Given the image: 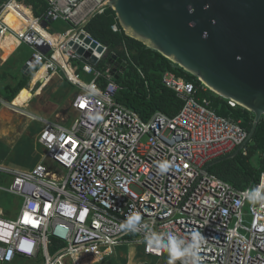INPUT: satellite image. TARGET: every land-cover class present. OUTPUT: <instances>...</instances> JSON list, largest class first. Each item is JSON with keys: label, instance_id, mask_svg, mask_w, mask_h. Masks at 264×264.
I'll use <instances>...</instances> for the list:
<instances>
[{"label": "built area", "instance_id": "built-area-1", "mask_svg": "<svg viewBox=\"0 0 264 264\" xmlns=\"http://www.w3.org/2000/svg\"><path fill=\"white\" fill-rule=\"evenodd\" d=\"M45 2L36 15L23 0H0V37L10 35L31 48L25 64L30 74L46 68L34 94L56 75L80 89L71 101L76 116L68 127L30 114L43 125L38 136L42 160L29 171L0 165L12 175L0 192L23 198L15 218L0 208V264L39 256L43 264H65L66 258L96 264L112 247L133 243L143 245L147 255L167 252L180 264H192L190 253L178 252L190 248L196 232L203 237L197 264H264V173L256 184L237 188L206 168L247 140L242 121L219 114L210 98L200 97L209 88L199 79L188 81L172 71L164 74L163 83L183 100L182 109L174 116L156 112L143 120L116 100L120 86L113 70L122 72L120 65L107 60L99 68L108 47L85 29L92 17L105 13L108 0ZM17 8L30 12L22 16ZM10 11L22 20L17 30L6 21ZM57 21L72 28L52 34ZM112 30H123L118 19ZM81 33L103 45V51L80 40ZM57 35L56 41L50 39ZM75 44L92 49L97 61L90 63ZM80 70L93 79L83 82ZM53 238L64 242L55 252L50 251Z\"/></svg>", "mask_w": 264, "mask_h": 264}, {"label": "water", "instance_id": "water-1", "mask_svg": "<svg viewBox=\"0 0 264 264\" xmlns=\"http://www.w3.org/2000/svg\"><path fill=\"white\" fill-rule=\"evenodd\" d=\"M126 35L158 51L197 77L217 95L237 102L254 113L247 140L235 152L217 162L235 157L252 140L264 116V0H108ZM103 51L84 33L79 36ZM73 44V42H70ZM74 49L94 64L92 49ZM109 63L116 79L128 63L112 54ZM26 66L22 72H25ZM118 71V73H116Z\"/></svg>", "mask_w": 264, "mask_h": 264}, {"label": "trees", "instance_id": "trees-1", "mask_svg": "<svg viewBox=\"0 0 264 264\" xmlns=\"http://www.w3.org/2000/svg\"><path fill=\"white\" fill-rule=\"evenodd\" d=\"M23 1L33 5L36 15H41L46 6L45 0ZM116 18L115 11L108 6L105 13L92 17L85 27L86 31L96 40L108 47V56L99 64V68H102L114 53L128 63L126 71L117 79L120 88L116 100L137 112L146 121L156 112H162L168 116L176 115L182 109L184 102L174 90L163 83L164 74L172 71L188 81L199 82L198 78L174 64L158 51L126 35L123 30L114 32L112 25L117 22ZM11 21V25L17 23L15 17H12ZM17 68L19 69V62L15 57H10L0 68V93L8 102H12L32 79V75L27 76L20 70L22 78L19 79ZM103 83L104 80H101L102 86ZM199 96L210 98L211 105L219 114L241 120L242 125L250 132L255 118L253 112L240 105L232 107L228 99L217 95L210 89L200 92ZM251 141L250 146H248L250 141L247 143L249 149L247 155L241 151L233 158L217 162L209 168V171L231 182L237 188H246L259 182L264 172V116L261 117ZM255 152L258 153L257 164H254L252 160ZM63 245L64 242L53 238L50 251L55 252Z\"/></svg>", "mask_w": 264, "mask_h": 264}, {"label": "rangeland", "instance_id": "rangeland-1", "mask_svg": "<svg viewBox=\"0 0 264 264\" xmlns=\"http://www.w3.org/2000/svg\"><path fill=\"white\" fill-rule=\"evenodd\" d=\"M50 31L54 34L64 33L67 29L72 28V25L64 21H57L52 24ZM16 43L18 50L15 54L19 64L17 68V76L19 79L22 75L19 73L27 60L31 58V48L16 38H12ZM61 75V74H60ZM62 76V75H61ZM93 75L87 74L80 70L79 78L83 82L89 83L93 79ZM58 83V85H55ZM30 82L26 84L28 87ZM53 86V87H52ZM80 91V89L71 84L64 77L56 75L48 86L45 87L42 95H35L29 106L25 110L33 112L37 116H46L51 120L58 121L61 124H65L70 127L73 118L76 114L71 109V101L73 97ZM10 106V107H8ZM71 109L67 112V116L62 112L67 109ZM44 112H46L44 114ZM15 113V114H14ZM57 113H61L58 117ZM66 114V113H65ZM19 117V118H18ZM70 117L69 122L64 123L62 118ZM14 126L16 131L13 130ZM40 121L31 120L28 116H23L17 112L11 110V105L1 104L0 109V165L14 169V170H31L37 162L42 160L44 156V148L38 142V136L42 128ZM249 142V145H251ZM258 153L255 152L253 163L257 164ZM12 180V175L0 170V186H9ZM23 204V198L15 196L6 191L0 192V208L4 211L7 217L15 218L20 212ZM246 208L245 219L250 220V215L247 213ZM109 252L108 249L101 250L103 255ZM92 261L82 259L80 264H90ZM44 259L39 256L37 259H21L17 258L12 263L5 264H43ZM65 264H76L73 258H66ZM96 264H180L169 253H165L163 257H157L147 255L144 251V246L138 243L124 244L123 246L112 247V251L109 252L107 257L103 261Z\"/></svg>", "mask_w": 264, "mask_h": 264}, {"label": "crops", "instance_id": "crops-1", "mask_svg": "<svg viewBox=\"0 0 264 264\" xmlns=\"http://www.w3.org/2000/svg\"><path fill=\"white\" fill-rule=\"evenodd\" d=\"M30 5L32 6V4L30 3ZM17 11L19 12V14H21L22 16H25V14L27 13V11L28 12H30V8L28 9V10H26V9H20V8H17ZM12 17H15V16H13L12 14H7L6 15V21H7V23L10 25V26H12V28H14V29H19L20 28V20L17 18V17H15L16 19H17V23L16 24H12L11 25V23H12V21H11V18ZM11 22V23H10ZM57 37H59V36H52V37H50V39L52 40V41H56L58 38ZM13 37L12 36H7L6 37V39H1V37H0V68L6 63V61L10 58V57H15V59L17 60V58H16V56H15V54H16V52H17V50H18V47L16 46V43L13 41V39H12ZM18 61V60H17ZM20 64V63H19ZM20 68V67H19ZM22 70V69H21ZM20 70V71H21ZM21 73H23L22 71H21ZM23 74H25V73H23ZM26 75V74H25ZM45 75H46V71L44 70V71H42V70H40L33 78H32V80L30 81V84H29V86H28V88L29 89H31V90H33V88H34V86L36 85V83H37V81H39L40 79H43L44 77H45ZM72 75V78L75 80L76 78H75V76L73 75V74H71ZM64 76H62V78H63ZM65 78V77H64ZM66 79V78H65ZM67 80V79H66ZM51 82V81H50ZM49 82V83H50ZM49 85V84H48ZM47 85V86H48ZM56 85H58V83H56L55 85H53V86H56ZM52 86V87H53ZM27 87V86H26ZM25 87V88H26ZM46 87V86H45ZM45 87H40L39 86V89H41V94H39L38 96H40V95H42V93H43V91H44V89H45ZM1 94V93H0ZM35 95V94H34ZM37 95V94H36ZM0 97H2V99L4 100V103H0V104H9V105H11V102H8V101H6V99L4 98V96H2V94L0 95ZM13 102H15V99L13 100ZM29 104H30V102H28L27 103V106H24V108L22 107V109H26V107H28L29 106ZM0 109H1V107H0ZM13 109V110H12ZM18 109V108H17ZM17 109H14L12 106H11V110L12 111H14V112H17V111H15V110H17ZM27 111V110H26ZM68 110H64V111H62V112H67ZM29 112V111H28ZM30 114H33V115H36V114H34L33 112H29ZM46 112H44V114H45ZM64 113V114H65ZM58 114H61V113H57L56 114V116L58 117ZM45 116H46V114H45ZM44 116V118H48V119H50L49 117H45ZM43 117V116H42ZM31 119V118H30ZM31 120H33V119H31ZM51 120V119H50ZM41 123V122H40ZM42 124V123H41ZM15 127V126H14ZM42 129V128H41ZM245 147H247V145L245 146ZM237 149V148H236ZM236 149L233 151V152H235L236 151ZM241 151H243V149L241 150ZM240 151V152H241ZM247 151H249V149L247 150ZM232 152V153H233ZM232 153H230V154H232ZM229 154V155H230ZM264 173V172H263ZM22 259V258H21Z\"/></svg>", "mask_w": 264, "mask_h": 264}, {"label": "bare ground", "instance_id": "bare-ground-1", "mask_svg": "<svg viewBox=\"0 0 264 264\" xmlns=\"http://www.w3.org/2000/svg\"><path fill=\"white\" fill-rule=\"evenodd\" d=\"M9 14H12L13 16H15V17H17L20 21H22L18 16H16V14H14L12 11H10V12H8ZM7 13V14H8ZM6 14V15H7ZM25 16H27L26 14H25ZM10 27H12V26H10ZM14 29V28H13ZM17 30V29H16ZM42 71H46V68H42L41 69ZM38 91H37V95H39V94H41V89H37ZM35 94V95H36ZM34 96V93L32 92V90L31 89H29L28 87H26V88H23L20 92H19V94L17 95V97L15 98V102H11V106L12 107H16V108H18L17 110H15V111H17V113H19V114H21V115H23V116H28L29 118H31L30 117V113L28 112V111H26V110H24V109H22V107L24 108V106H27V103L26 102H28L29 101V99L30 98H32ZM8 107H10V106H8ZM13 110V109H12ZM15 114V113H14ZM19 118V117H18ZM14 130H16V127H14L13 128ZM80 262H82V260H80Z\"/></svg>", "mask_w": 264, "mask_h": 264}, {"label": "clouds", "instance_id": "clouds-1", "mask_svg": "<svg viewBox=\"0 0 264 264\" xmlns=\"http://www.w3.org/2000/svg\"><path fill=\"white\" fill-rule=\"evenodd\" d=\"M26 3V2H25ZM27 5H30V3H26ZM57 33V32H56ZM53 34V33H52ZM55 34V33H54ZM60 34V33H58ZM63 34V33H61ZM58 36V35H57ZM27 72V71H25ZM30 72V71H29ZM29 75H32V78L35 76V72H33L32 74L29 73ZM27 75V76H29ZM32 80V79H31ZM30 80V81H31ZM53 80V79H52ZM51 80V81H52ZM29 81V82H30ZM38 82V81H37ZM37 84V83H36ZM50 84V83H49ZM36 86V85H35ZM162 168L166 167V165H161ZM192 239H193V243L191 244L190 248L188 249H185L184 251L182 252H178V255L180 256H184L185 253H190L193 257V261H192V264H197V256H196V253L199 249V244L200 242H202L203 240V237L200 235V233L196 232V233H193V236H192Z\"/></svg>", "mask_w": 264, "mask_h": 264}]
</instances>
